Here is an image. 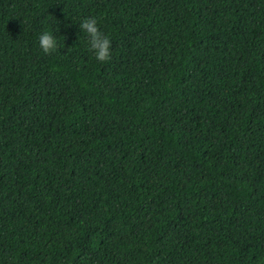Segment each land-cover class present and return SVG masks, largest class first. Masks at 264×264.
<instances>
[{"label":"trees","instance_id":"16d2710c","mask_svg":"<svg viewBox=\"0 0 264 264\" xmlns=\"http://www.w3.org/2000/svg\"><path fill=\"white\" fill-rule=\"evenodd\" d=\"M0 264H264V0H0Z\"/></svg>","mask_w":264,"mask_h":264},{"label":"clouds","instance_id":"9594fccd","mask_svg":"<svg viewBox=\"0 0 264 264\" xmlns=\"http://www.w3.org/2000/svg\"><path fill=\"white\" fill-rule=\"evenodd\" d=\"M79 28L86 34L87 47L95 60H107L110 55V39L97 27V18L92 16L81 19ZM37 46L43 53L48 54L57 46L55 37L48 30H42L37 36Z\"/></svg>","mask_w":264,"mask_h":264}]
</instances>
